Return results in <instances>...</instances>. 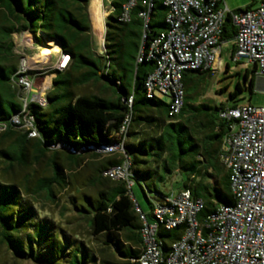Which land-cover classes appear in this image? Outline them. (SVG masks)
Segmentation results:
<instances>
[{
  "label": "trees",
  "instance_id": "1",
  "mask_svg": "<svg viewBox=\"0 0 264 264\" xmlns=\"http://www.w3.org/2000/svg\"><path fill=\"white\" fill-rule=\"evenodd\" d=\"M131 2H133L132 5ZM164 0H111L112 9L105 19L103 51L92 45L89 18L90 0H0V247L14 261L34 264H137L143 250V222L136 212L133 192L139 186L147 205L144 213L153 219L154 202L169 195L162 186L174 175L178 192L190 190L192 197L201 199L204 207L197 219L204 220L220 205H232L229 170L221 162L223 141L231 121L220 118V112L238 107L241 95L248 89L253 94L257 80V65L252 70L237 73V80L226 103L206 102L200 93L212 69L187 70L182 75L183 104L178 114L170 115V99L148 98L145 81L156 63L143 58L141 51L149 47L160 33L167 30V9ZM148 28L139 16L149 11ZM128 20L123 19L124 7ZM247 6L244 10H248ZM225 16L221 42H231L233 57L237 51V28L233 16ZM29 31L37 42L55 41L69 56L64 70H55L54 87L47 94V105L20 100L18 73L19 56L15 53L13 35ZM222 55V53H221ZM236 61V60H235ZM241 61V60H240ZM236 61V62H240ZM229 65H226V70ZM64 76V79L61 78ZM90 83L101 85L102 94L76 96L74 89ZM57 94L54 95V91ZM111 90L113 98L104 95ZM226 89H221L223 93ZM133 97L130 107L128 99ZM251 99V98H250ZM25 105V107H24ZM25 108V109H24ZM33 117V127L39 137L28 138L15 131L13 117L24 112ZM127 115L131 125L124 143V152L105 159L89 189L71 199V220L84 222L88 240L66 234L52 222L40 219L35 201L44 198L56 202L55 187L66 190L70 185L61 155L54 146L61 143L79 151L83 147H98L118 143V134ZM94 156L102 155L95 152ZM62 154L65 155L64 152ZM74 167L80 166V155L69 154ZM49 158L52 175H29L21 182L14 179L16 170H30ZM125 159L131 162V190L123 181L103 177V171ZM99 184V185H97ZM98 186V187H97ZM133 195V197L131 196ZM153 194V198L149 197ZM28 198L35 200L30 203ZM183 234V227L160 230L157 234L164 255ZM76 236V237H74ZM123 238V239H122ZM95 241V242H94ZM126 244V245H125ZM141 247L140 252L133 249Z\"/></svg>",
  "mask_w": 264,
  "mask_h": 264
},
{
  "label": "built area",
  "instance_id": "2",
  "mask_svg": "<svg viewBox=\"0 0 264 264\" xmlns=\"http://www.w3.org/2000/svg\"><path fill=\"white\" fill-rule=\"evenodd\" d=\"M163 4L167 9V30L160 33L147 50L141 51L138 62H142L145 56L147 60L155 61V70L145 81L147 97L169 98L172 116L179 113L183 104V73L187 70H213L220 62L225 16L232 11L226 0H164ZM130 5L124 7V20H128ZM151 7L152 3L149 11L139 14L145 20V29L148 28ZM233 22L237 28L234 60L246 59L256 64L257 79H262L264 84V0L256 9L235 14ZM69 59V56L63 59L64 68ZM18 73L22 72L19 70ZM20 78L23 88L31 87L25 75ZM35 103L44 107L47 100L37 99ZM127 103L131 107L133 97ZM23 112L22 118L20 115L13 117V123L27 126L30 137H39L33 127V117ZM219 116L232 122L223 141L220 159L229 170L234 203L220 205L199 221L197 217L204 207L203 201L192 197L188 189L171 192L161 201L154 202L153 219L148 221L134 199L136 212L143 222V250L135 260L137 264H264V106L247 103L224 109ZM131 120V115H127L116 144L88 146L90 150L83 147L79 151L61 143L53 148H67L74 155L90 151L101 155L113 151L125 153L124 143ZM5 129L4 125L0 126V130ZM102 175L126 182L129 190L134 185L129 159L106 168ZM179 226L183 227L182 236L164 255L158 232Z\"/></svg>",
  "mask_w": 264,
  "mask_h": 264
},
{
  "label": "rangeland",
  "instance_id": "3",
  "mask_svg": "<svg viewBox=\"0 0 264 264\" xmlns=\"http://www.w3.org/2000/svg\"><path fill=\"white\" fill-rule=\"evenodd\" d=\"M261 1L262 0H226V4L231 11L240 9L244 10L247 6H249V10H253L260 5ZM111 9V0H101L97 5H94L93 0H90L88 12L91 23L92 45L93 48L100 53L104 48V36L106 29L105 19ZM36 36L29 31L13 35L15 53L19 56L18 70L26 74L25 77H27V81L31 84V87L23 88L24 85L21 83V78H19L18 84H16L20 92L19 98L23 101V103H25V101L36 102L37 99L46 98L47 94L54 87L53 80L56 77V73L52 72L55 70H64L63 59L68 57L67 54L62 52L60 46L55 41L43 40L37 42ZM227 64L229 65L228 70H226ZM247 69L252 70L253 64L249 63L246 59L236 62L233 57L232 43H223L220 62L214 66L213 74L205 80L203 88L200 89V93H206L200 100L203 101V99H207L206 102L211 103L212 101L216 104L226 103V101L230 103L228 100L229 92L234 90L237 80L240 79V82L242 84L244 83L243 77L238 78L237 73L240 72L243 74ZM61 78L64 79V76H61ZM221 89L226 90L221 93ZM57 91L58 90L56 89L53 94L56 95ZM74 92L76 96L102 94L101 85L93 83L77 87L74 89ZM104 97L108 100L112 99L113 95L111 90H109ZM247 103L254 106H264V84L262 79L258 78L256 80L252 95H250L248 89L241 95L238 105L240 106ZM27 119H29V117H27ZM25 125L28 124L25 122ZM14 130L24 133L27 130V126L22 125L20 127H15ZM3 132L4 130H0V134ZM28 138L33 139V137H30L29 135ZM56 150L58 152L68 153L63 148H58ZM117 153V151L103 152L101 157L95 158L91 157V153H88L87 155L80 154L83 160L81 162L82 168H75L71 163V160H68L64 154L60 153L61 155L58 157V162L64 166L66 175L70 177V185L66 188V190H59L58 187H55V203L46 201L44 198H39L37 201L32 198H28L30 203L34 201L36 202L34 207L37 214L40 215L39 218L54 223L58 229L65 231L66 234L73 235L71 232H74L75 234L78 233V239L88 240V229L84 222L76 221L74 223V227L69 224L71 220L68 219L72 215L71 199L73 197H80L81 192L92 194L89 189L93 186V184L89 182V179L96 174V165L106 158L113 157V155H116ZM48 164L49 158H47L39 166H35L30 170H16L14 179L17 182H21L29 175H37V177H41L43 175L50 176L52 175V171L48 167ZM0 175L3 176L1 174V170ZM178 180L179 177L174 175L171 181L166 182L162 186V190L167 192L175 190L177 193L179 188L175 182ZM133 192L142 208L145 211H148L146 199L138 185L133 187ZM149 197L153 198V194H149ZM0 264L34 263L14 261L11 254L5 250L4 247H0Z\"/></svg>",
  "mask_w": 264,
  "mask_h": 264
},
{
  "label": "crops",
  "instance_id": "4",
  "mask_svg": "<svg viewBox=\"0 0 264 264\" xmlns=\"http://www.w3.org/2000/svg\"><path fill=\"white\" fill-rule=\"evenodd\" d=\"M60 153H62V152H60ZM65 153V156H66V158L68 159V160H71V158L72 157H70L69 156V153H66V152H64ZM87 155V154H86ZM91 157H93V158H95V157H97V156H94L93 154H91ZM79 160H80V166L79 167H77V168H82V164H81V162L83 161L82 160V158H81V155L79 156ZM71 162H72V160H71ZM102 166H108V163H106L105 162V159L104 160H102L98 165H96V170H95V175H93L92 176V178H90L89 179V182L91 183V184H93L94 183V178L95 177H97V175H99V172H100V170H101V168H102ZM76 168V167H75ZM173 179V178H172ZM171 179V180H172ZM170 180V181H171ZM94 185V184H93ZM97 185H99V184H97ZM98 187V186H97ZM171 192H175V190H171V191H169L168 193H171ZM123 239V238H122ZM126 245V244H125ZM133 249H135V251L136 252H140L141 251V247H139V246H135Z\"/></svg>",
  "mask_w": 264,
  "mask_h": 264
},
{
  "label": "water",
  "instance_id": "5",
  "mask_svg": "<svg viewBox=\"0 0 264 264\" xmlns=\"http://www.w3.org/2000/svg\"><path fill=\"white\" fill-rule=\"evenodd\" d=\"M64 150H66L69 154H73V152L72 151H70L69 149H67V148H63ZM86 150H90V147H88ZM74 155V154H73Z\"/></svg>",
  "mask_w": 264,
  "mask_h": 264
},
{
  "label": "bare ground",
  "instance_id": "6",
  "mask_svg": "<svg viewBox=\"0 0 264 264\" xmlns=\"http://www.w3.org/2000/svg\"><path fill=\"white\" fill-rule=\"evenodd\" d=\"M101 0H93V2H94V5H97V4H99V2H100ZM102 7V6H101ZM101 17V16H100ZM100 20H102V19H100Z\"/></svg>",
  "mask_w": 264,
  "mask_h": 264
}]
</instances>
